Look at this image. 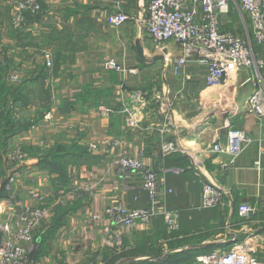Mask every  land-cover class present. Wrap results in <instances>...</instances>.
Here are the masks:
<instances>
[{
	"label": "crops",
	"instance_id": "1",
	"mask_svg": "<svg viewBox=\"0 0 264 264\" xmlns=\"http://www.w3.org/2000/svg\"><path fill=\"white\" fill-rule=\"evenodd\" d=\"M17 1L0 0V224L32 204L47 212L35 240L41 264H115L134 233L159 231L164 221L126 231L103 217L112 205L150 206L141 176L127 177L119 166L128 157L141 159L173 192L159 203L181 215L175 239H187L188 250L248 245L264 259V119L245 114L264 68L240 70L210 88L206 66L191 57L177 75L183 48L155 43L141 23L149 0H40L44 12L18 31ZM118 13L139 21L116 29L108 17ZM258 55L264 62V46ZM113 59L119 68L107 70ZM230 129L251 142L226 169L227 156L212 147H224ZM167 142L175 153L164 151ZM205 182L224 191L219 207L202 208ZM32 192L44 201L32 200ZM244 203L256 209L249 219L238 215ZM230 224L234 241L227 242Z\"/></svg>",
	"mask_w": 264,
	"mask_h": 264
},
{
	"label": "built area",
	"instance_id": "2",
	"mask_svg": "<svg viewBox=\"0 0 264 264\" xmlns=\"http://www.w3.org/2000/svg\"><path fill=\"white\" fill-rule=\"evenodd\" d=\"M234 6L243 16L244 34L227 31L223 25V19L232 14ZM43 11L40 0H18L12 23L14 29L23 30L29 18L37 17ZM137 17L125 13L112 14L108 17V23L117 29L131 20L139 21ZM246 22L249 23L250 31ZM141 23L155 43L172 41L183 48L184 57L179 58L175 66L177 75L181 74L180 71L191 57L204 63L207 68L205 81L210 88L224 85L240 70L264 68V62L257 52L264 46V0H149ZM44 59L45 66L51 68V53L46 52ZM105 68L115 70L119 67L113 59L105 64ZM9 78L13 83L21 82L19 75H10ZM100 111L105 117L110 115L109 109L104 106L100 107ZM245 114L264 119V84L248 99ZM250 142L251 139L243 131L230 129L225 146L217 142L212 151L227 156L224 166L228 169ZM163 148L166 153L177 151L172 142L165 143ZM119 166L127 177L133 174L141 176L150 206L130 209L112 205L105 210L103 217L117 228L133 231L140 226L151 225L162 216L167 231L177 233L181 228V216L178 212L162 209L160 199L173 192L161 183L158 173L141 159L125 157L120 160ZM202 190L203 209L216 208L222 204V189L205 182ZM31 198L39 203L44 201V196L38 192H32ZM255 211V207L249 203L238 207V215L243 219H249ZM46 217L44 209L26 204L20 218L0 224V264H41L34 258L37 251L35 240L37 230ZM100 218L94 216V219ZM192 264H264V259L250 246L237 245L230 250H214L198 255Z\"/></svg>",
	"mask_w": 264,
	"mask_h": 264
},
{
	"label": "rangeland",
	"instance_id": "3",
	"mask_svg": "<svg viewBox=\"0 0 264 264\" xmlns=\"http://www.w3.org/2000/svg\"><path fill=\"white\" fill-rule=\"evenodd\" d=\"M231 17L234 19L237 18L238 22L236 23L235 20L230 21V19H227L229 17H226L228 20L225 24L227 26L226 30L236 34H244L245 24L242 22L235 6ZM248 31H250L249 26ZM231 229V224L225 226V231L230 234L226 238L227 242L234 241ZM176 237H178V233H169L164 221L159 231L154 229L145 231L144 233H134V236L128 241L130 243H128L130 249L128 251L122 250L123 253L120 254L118 260L115 259V264H163L167 263L166 260L168 258H174L176 260L172 264H192L198 255H193L194 252L188 250L187 239L176 240ZM245 237L246 235H242L239 237V240L243 242ZM247 238H250V236H247Z\"/></svg>",
	"mask_w": 264,
	"mask_h": 264
},
{
	"label": "trees",
	"instance_id": "4",
	"mask_svg": "<svg viewBox=\"0 0 264 264\" xmlns=\"http://www.w3.org/2000/svg\"><path fill=\"white\" fill-rule=\"evenodd\" d=\"M193 252V251H192ZM192 254V253H191ZM193 255H195V254H193ZM167 263H163V264H172V263H174L176 260H174V258H168L167 260ZM165 261V262H166Z\"/></svg>",
	"mask_w": 264,
	"mask_h": 264
}]
</instances>
